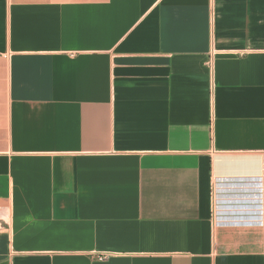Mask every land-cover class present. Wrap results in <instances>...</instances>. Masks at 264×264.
Here are the masks:
<instances>
[{"label": "crops", "instance_id": "0c3cea01", "mask_svg": "<svg viewBox=\"0 0 264 264\" xmlns=\"http://www.w3.org/2000/svg\"><path fill=\"white\" fill-rule=\"evenodd\" d=\"M0 264H264V0H0Z\"/></svg>", "mask_w": 264, "mask_h": 264}, {"label": "built area", "instance_id": "2783aa9c", "mask_svg": "<svg viewBox=\"0 0 264 264\" xmlns=\"http://www.w3.org/2000/svg\"><path fill=\"white\" fill-rule=\"evenodd\" d=\"M207 64L209 65L210 64V60L207 61ZM98 260H103L106 258V255H99L96 257Z\"/></svg>", "mask_w": 264, "mask_h": 264}]
</instances>
